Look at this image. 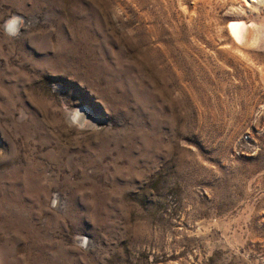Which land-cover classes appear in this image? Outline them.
<instances>
[{
  "label": "rangeland",
  "instance_id": "374dc122",
  "mask_svg": "<svg viewBox=\"0 0 264 264\" xmlns=\"http://www.w3.org/2000/svg\"><path fill=\"white\" fill-rule=\"evenodd\" d=\"M0 264H264V0H0Z\"/></svg>",
  "mask_w": 264,
  "mask_h": 264
},
{
  "label": "bare ground",
  "instance_id": "6f19581e",
  "mask_svg": "<svg viewBox=\"0 0 264 264\" xmlns=\"http://www.w3.org/2000/svg\"><path fill=\"white\" fill-rule=\"evenodd\" d=\"M228 27L233 39H235L237 42L243 43L246 40L248 33L245 28V22L239 19L230 20ZM75 117L78 118V115L75 114L74 118ZM78 120L80 119L78 118Z\"/></svg>",
  "mask_w": 264,
  "mask_h": 264
},
{
  "label": "clouds",
  "instance_id": "9594fccd",
  "mask_svg": "<svg viewBox=\"0 0 264 264\" xmlns=\"http://www.w3.org/2000/svg\"><path fill=\"white\" fill-rule=\"evenodd\" d=\"M23 21L19 17H12L9 21L5 24V33L9 37L16 38L20 32V26L22 25Z\"/></svg>",
  "mask_w": 264,
  "mask_h": 264
}]
</instances>
